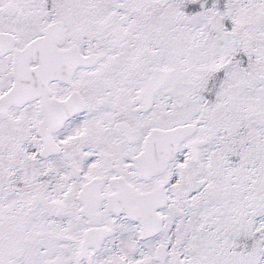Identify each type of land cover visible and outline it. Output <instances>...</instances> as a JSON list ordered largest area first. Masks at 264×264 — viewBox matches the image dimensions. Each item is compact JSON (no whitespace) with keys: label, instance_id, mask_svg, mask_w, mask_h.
<instances>
[{"label":"snow or ice","instance_id":"obj_1","mask_svg":"<svg viewBox=\"0 0 264 264\" xmlns=\"http://www.w3.org/2000/svg\"><path fill=\"white\" fill-rule=\"evenodd\" d=\"M0 264H264V0H0Z\"/></svg>","mask_w":264,"mask_h":264}]
</instances>
